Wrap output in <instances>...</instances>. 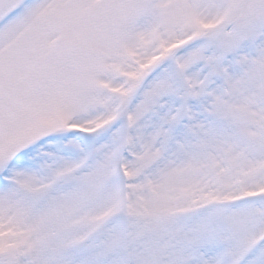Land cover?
<instances>
[{
	"label": "snow or ice",
	"instance_id": "6c2138e0",
	"mask_svg": "<svg viewBox=\"0 0 264 264\" xmlns=\"http://www.w3.org/2000/svg\"><path fill=\"white\" fill-rule=\"evenodd\" d=\"M0 264H264V0H0Z\"/></svg>",
	"mask_w": 264,
	"mask_h": 264
}]
</instances>
